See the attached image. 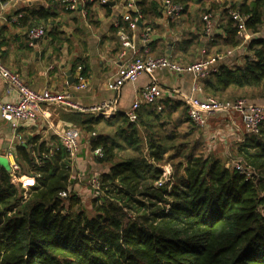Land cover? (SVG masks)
<instances>
[{"label":"trees","instance_id":"obj_1","mask_svg":"<svg viewBox=\"0 0 264 264\" xmlns=\"http://www.w3.org/2000/svg\"><path fill=\"white\" fill-rule=\"evenodd\" d=\"M169 1L182 6L180 14L187 11L189 0ZM93 3L98 0L87 10ZM197 3L201 17L221 18L215 24L224 37L210 52L242 47L241 62L222 63L201 81L203 95L233 102L246 100L251 90L264 98V0ZM135 6L142 26H153L165 9L157 0H135ZM230 11L246 17V31L263 35L242 43ZM53 17L41 9L18 24L27 25V37L37 27L46 31ZM203 28L202 19L200 34L183 43L201 47ZM50 34L55 39L61 33L52 28ZM160 105L139 107L133 121L121 112L109 118L72 115L89 134L91 150H100L96 161L109 165L97 175L90 214L79 208L72 157L60 143L53 151L17 146L18 170L0 166V264H264V122L235 146L233 159L243 173L234 161L205 155L197 139H189L199 127L186 105L179 113L177 105ZM184 124L189 127L182 133ZM165 164L172 171L159 185ZM23 176L31 179L26 187Z\"/></svg>","mask_w":264,"mask_h":264},{"label":"crops","instance_id":"obj_2","mask_svg":"<svg viewBox=\"0 0 264 264\" xmlns=\"http://www.w3.org/2000/svg\"><path fill=\"white\" fill-rule=\"evenodd\" d=\"M197 1L189 0L187 11L173 19L163 14L162 17L152 20L150 42L152 55H168L181 63H191L213 54L210 51L215 49V40L220 41L219 37H224V34H219L216 29L215 23L221 20L216 15L212 14L214 36L212 41H204L201 47L183 43V40L200 34L197 28L202 27V17L197 11ZM206 1L218 3L221 0ZM61 3V0L11 2L0 0V59L3 64L18 73L22 80L37 92L48 89L58 93H71L73 101L80 108L47 105L35 120L20 121L15 125L0 118V159L4 161L0 166L11 168L16 164L14 153L19 145H25L27 148L43 145V148L53 151L60 143L59 134L75 125L71 120L72 115L79 112L86 113L84 109L92 105L111 102L116 107V114L124 113L136 99L141 101L140 89L149 82V77L141 74L134 83H126L116 91L108 88L107 82L115 74L120 63L132 56L128 52L122 55V47L116 35V24L126 23L129 16H132L122 2H113L109 9L99 3H93L89 6L86 17H82L77 10H66ZM41 9H49L54 17L51 25L46 26L45 34L33 45H29L26 37L27 25L20 26L18 19L24 16L30 18L32 13ZM181 26L185 27L184 36L180 31ZM142 27L140 24L133 34L138 48H140L139 37ZM52 28L61 33L55 39L50 34ZM202 49L206 51L201 53ZM241 61L242 47L234 50L223 62L227 66H233ZM79 62H83L84 70ZM67 71L70 72V79H74L71 83H68ZM154 77L163 90L157 104L160 105L162 102L164 106L177 105V111L183 108L184 97L192 92L195 84L192 76L162 69L155 71ZM201 81L197 83L200 87ZM79 83H83L84 87L77 90L74 86ZM16 100V92L12 90L7 92L6 84L0 75V102ZM144 105L141 103L140 107ZM218 117L221 119L224 117L228 131L233 129L232 136H236L235 128L244 132L241 118L236 112L232 115L231 113L210 115L207 126L200 129L205 131L209 127L210 120ZM241 137H235V145L240 143ZM88 139L89 134L82 131L78 150L72 157L71 179L76 192L80 188V183L89 179L87 175L91 172L95 175H92L88 182H91L93 176L104 173L109 168L108 164L104 165L96 161ZM23 178L24 184L25 181L28 184L31 181L28 176Z\"/></svg>","mask_w":264,"mask_h":264},{"label":"built area","instance_id":"obj_3","mask_svg":"<svg viewBox=\"0 0 264 264\" xmlns=\"http://www.w3.org/2000/svg\"><path fill=\"white\" fill-rule=\"evenodd\" d=\"M13 0H7L11 2ZM93 0H61L63 7L66 10H77L82 17L87 15V4ZM115 0H98V3H110ZM124 1V2H123ZM122 2L129 10H134L137 14L129 16L126 25L116 24V35L122 47V55L127 52L131 53V57L123 60L115 74L107 82L108 88L112 91L118 90L126 83H134L141 74L149 77V82L140 89V97L136 99L130 108L124 114L130 119L136 118V112L141 106V103L156 105L160 108L161 105L157 104L162 97L163 90L158 85L154 77V72L157 70H167L177 74H190L194 79V86L192 92L184 97L187 115L189 119L199 128L207 126V119L210 115L222 112H236L239 114L244 132L246 134H257L260 126L264 122V106L249 102L245 99L236 101H220L212 97H201V87L197 84L205 79L211 72H215L218 66L224 63V59L229 57L237 48L229 49L224 53L209 54L199 60L191 63H181L173 60L168 55H152L151 54V33L152 27L145 25L140 31V48L134 42L133 34L140 26L141 14L135 6V0H118ZM165 9L163 14L168 18L173 19L180 15L182 6L172 3L169 0H163ZM230 18L233 20L238 36L242 38V43L248 40L258 38L262 33H249L246 31L245 22L246 17L240 15L236 11L229 12ZM204 22L203 32L205 34L204 41H212L213 36V15L206 13L202 17ZM45 34L42 27H37L30 30L27 34L28 44L33 45L37 39ZM242 45V44H241ZM240 48V47H238ZM206 50L202 49L201 53ZM0 75L6 84V90L14 91L17 94V100L12 102H0V118L10 122L12 125L20 121L35 120L42 112L43 107L47 105L64 106L71 109H80L79 106L73 101L72 94L69 92H53L45 89L37 92L27 85L22 78L15 71L7 68L0 59ZM83 83L74 86L75 89H82ZM92 113L95 117L109 118L116 114V107L113 103H101L92 105L84 109ZM81 132L75 127H69L59 134L60 143L65 151L73 157L80 144ZM95 156H100V150L93 151ZM234 167L246 173L244 167L238 161H234ZM13 169L18 170V166L14 164ZM170 167L164 166L161 179L157 182L160 183L163 179L169 176ZM93 188L98 187L97 176L91 179ZM62 195H65L63 192Z\"/></svg>","mask_w":264,"mask_h":264},{"label":"rangeland","instance_id":"obj_4","mask_svg":"<svg viewBox=\"0 0 264 264\" xmlns=\"http://www.w3.org/2000/svg\"><path fill=\"white\" fill-rule=\"evenodd\" d=\"M180 28H181L180 31L182 32V34L184 36L185 35V27L181 26ZM230 48H232V47H224V48H222V51L226 50V49H230ZM258 94H259V92H257V91L254 92V91L248 90L247 91V97H243V98H246V100L249 102L257 103V104L264 106V98L253 97V96H257ZM200 96L205 98V95H203V93ZM238 98H240V97H238ZM215 99H217V98H215ZM177 112L178 113L181 112V109H178ZM222 113H225V112H222ZM226 113H231V115H232V113H234V112L228 111ZM71 127H75L78 130H80V132H82V130L78 126V124L72 125ZM100 127H98V128L100 129ZM187 127H189L188 124L187 125L184 124L179 128V131L183 133L184 131L187 130ZM236 127H238L237 124H236ZM235 129H237L234 132L236 134V136L235 135L232 136L233 129H231L232 131H228L227 126H226V122H224V117H223V119L218 117V119L214 118V119L210 120L209 127L207 129H205V131L203 129H200V128H197V129L195 128L192 138L190 137L189 139L190 140L192 139V141L197 139V141L199 142V145H202L200 149L203 151V153L205 155H212L213 157L219 158L223 162H226L227 164L229 163V164L233 165V161L235 160V159H233V157L235 155L234 149L236 146L235 145V137L242 136L241 138L243 140V136H244L243 130L241 131L239 128H235ZM103 130L105 132L109 131L107 127H104ZM239 131H241V132H239ZM241 133H242V135H240ZM176 160H177V158L174 159V161H176ZM104 165H106V164H104ZM164 166L170 167V170L172 171V167L169 164H165ZM6 168H8V167H6ZM92 175H95V174H92V172H91V174H89L87 176L90 179V177ZM23 179L24 178H22V185H24L23 187H25V186H27L28 183H26V181H25V184H24ZM88 180H84L83 182L80 183V185H79L80 188H78L77 193H79L78 195L82 200L79 208L81 207L86 213L90 214V212H91V200L94 196V193H91L93 190V187L91 185V182H88Z\"/></svg>","mask_w":264,"mask_h":264},{"label":"water","instance_id":"obj_5","mask_svg":"<svg viewBox=\"0 0 264 264\" xmlns=\"http://www.w3.org/2000/svg\"><path fill=\"white\" fill-rule=\"evenodd\" d=\"M111 5H113L114 3L113 2H110ZM67 77H68V83H71L72 81H74V79H70V72L67 71L66 73ZM4 162L3 159H0V163Z\"/></svg>","mask_w":264,"mask_h":264},{"label":"snow or ice","instance_id":"obj_6","mask_svg":"<svg viewBox=\"0 0 264 264\" xmlns=\"http://www.w3.org/2000/svg\"><path fill=\"white\" fill-rule=\"evenodd\" d=\"M29 183H31V181H29Z\"/></svg>","mask_w":264,"mask_h":264}]
</instances>
